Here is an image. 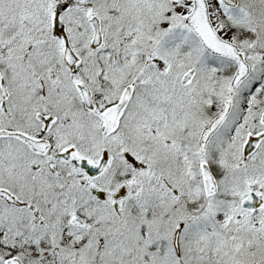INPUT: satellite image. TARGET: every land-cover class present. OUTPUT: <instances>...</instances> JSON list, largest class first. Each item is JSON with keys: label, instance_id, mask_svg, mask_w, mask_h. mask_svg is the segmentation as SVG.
I'll return each instance as SVG.
<instances>
[{"label": "snow or ice", "instance_id": "obj_1", "mask_svg": "<svg viewBox=\"0 0 264 264\" xmlns=\"http://www.w3.org/2000/svg\"><path fill=\"white\" fill-rule=\"evenodd\" d=\"M0 264H264V0H0Z\"/></svg>", "mask_w": 264, "mask_h": 264}]
</instances>
